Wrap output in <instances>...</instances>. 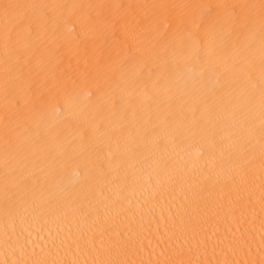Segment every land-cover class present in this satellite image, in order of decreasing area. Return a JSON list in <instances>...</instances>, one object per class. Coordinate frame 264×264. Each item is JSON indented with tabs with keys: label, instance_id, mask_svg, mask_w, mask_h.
<instances>
[{
	"label": "bare ground",
	"instance_id": "1",
	"mask_svg": "<svg viewBox=\"0 0 264 264\" xmlns=\"http://www.w3.org/2000/svg\"><path fill=\"white\" fill-rule=\"evenodd\" d=\"M0 264H264V0H0Z\"/></svg>",
	"mask_w": 264,
	"mask_h": 264
}]
</instances>
